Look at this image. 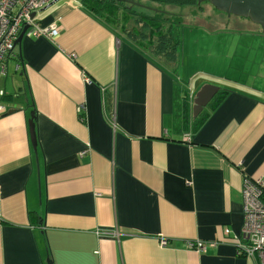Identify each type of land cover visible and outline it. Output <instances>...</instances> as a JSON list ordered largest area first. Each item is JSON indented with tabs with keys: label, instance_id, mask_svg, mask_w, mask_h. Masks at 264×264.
Returning a JSON list of instances; mask_svg holds the SVG:
<instances>
[{
	"label": "crops",
	"instance_id": "crops-1",
	"mask_svg": "<svg viewBox=\"0 0 264 264\" xmlns=\"http://www.w3.org/2000/svg\"><path fill=\"white\" fill-rule=\"evenodd\" d=\"M38 25L57 35L0 66V264H257L237 246L245 181L264 177V81L176 69L81 3ZM207 85L225 100L197 129Z\"/></svg>",
	"mask_w": 264,
	"mask_h": 264
},
{
	"label": "rangeland",
	"instance_id": "rangeland-1",
	"mask_svg": "<svg viewBox=\"0 0 264 264\" xmlns=\"http://www.w3.org/2000/svg\"><path fill=\"white\" fill-rule=\"evenodd\" d=\"M198 6L167 9L182 21L176 28L182 41L178 65L185 59L191 72L203 69L242 82H263L262 28L248 19L228 17L209 3ZM219 60L225 61L220 67Z\"/></svg>",
	"mask_w": 264,
	"mask_h": 264
},
{
	"label": "built area",
	"instance_id": "built-area-1",
	"mask_svg": "<svg viewBox=\"0 0 264 264\" xmlns=\"http://www.w3.org/2000/svg\"><path fill=\"white\" fill-rule=\"evenodd\" d=\"M55 1L57 0H0V66L3 71L7 70L8 60L14 57L16 41L25 26L29 27L26 36L33 38L52 39L57 35L54 27L43 28L38 25L41 12ZM68 1L80 4L82 0ZM3 96L1 93V97ZM83 109L79 108V111ZM0 110L5 112L2 101ZM243 194L245 223L237 251L239 255L250 258L257 264H264V177L258 180L247 179ZM225 234L229 235L230 230H226ZM161 244L166 246L167 242L163 240ZM188 247L200 253L207 251L205 243L200 241L190 243Z\"/></svg>",
	"mask_w": 264,
	"mask_h": 264
},
{
	"label": "trees",
	"instance_id": "trees-1",
	"mask_svg": "<svg viewBox=\"0 0 264 264\" xmlns=\"http://www.w3.org/2000/svg\"><path fill=\"white\" fill-rule=\"evenodd\" d=\"M133 1L140 3L143 7L130 6L114 0H82L81 4L91 9L108 25L126 35L130 40L149 50L154 56L179 69L178 58L182 41L180 32L176 28L182 25V21L179 18L175 19L177 15L168 13L167 9L198 6L197 0ZM121 10L122 16L119 13ZM223 92L220 90L210 104H217L219 107L225 100L222 96ZM205 113L195 120L194 128L199 129L203 126L202 117ZM177 116L179 117V113Z\"/></svg>",
	"mask_w": 264,
	"mask_h": 264
},
{
	"label": "water",
	"instance_id": "water-1",
	"mask_svg": "<svg viewBox=\"0 0 264 264\" xmlns=\"http://www.w3.org/2000/svg\"><path fill=\"white\" fill-rule=\"evenodd\" d=\"M64 0H57L52 5H50L45 10L51 8L57 3ZM122 3L129 4L130 6L143 7L140 3H137L133 0H114ZM198 5L202 3L211 4L216 10L225 13L228 17H239L252 21L262 28L264 34V0H197ZM36 14L33 15L35 18ZM29 27L25 26L22 34L16 41L15 46L21 47L26 33ZM220 92V88L214 85H207L197 93L194 100L193 113L194 117L197 118L202 111L213 101L216 95ZM36 113H31V119L29 121L30 131H31V140L33 143V148L37 151L38 138L36 132Z\"/></svg>",
	"mask_w": 264,
	"mask_h": 264
}]
</instances>
